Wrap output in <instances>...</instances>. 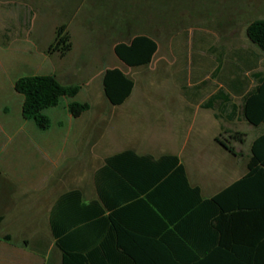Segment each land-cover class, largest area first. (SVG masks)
Returning <instances> with one entry per match:
<instances>
[{
    "label": "rangeland",
    "instance_id": "374dc122",
    "mask_svg": "<svg viewBox=\"0 0 264 264\" xmlns=\"http://www.w3.org/2000/svg\"><path fill=\"white\" fill-rule=\"evenodd\" d=\"M257 19H264V0H0V106L13 112L17 98L22 101L13 89L17 78L55 75L64 86L80 87L73 99L88 103L92 116L108 109V120L100 125L106 127L100 147L129 148L155 157L175 154L191 185L209 198L245 172L251 141L262 132L239 118L229 122L218 110L226 92L220 82L240 77L253 87L251 74L264 73V53L245 35L247 25ZM62 25L71 50L63 57L48 54ZM137 35L152 38L157 52L148 66L128 69L112 47ZM249 53L258 57V66L247 72L242 60ZM111 68L123 70L135 84L120 107H112L102 91L103 71ZM182 69L187 72L181 83L185 91L198 86L203 94L196 100L195 105L203 104L196 114L180 111L187 105L177 93ZM70 99L62 98L58 107ZM114 108L123 113L109 111ZM50 111L45 113L52 119ZM210 115L216 122L207 121ZM110 117L114 119L107 125ZM225 130L246 135L243 144L231 143L236 157L214 140L226 138Z\"/></svg>",
    "mask_w": 264,
    "mask_h": 264
},
{
    "label": "trees",
    "instance_id": "16d2710c",
    "mask_svg": "<svg viewBox=\"0 0 264 264\" xmlns=\"http://www.w3.org/2000/svg\"><path fill=\"white\" fill-rule=\"evenodd\" d=\"M245 35L264 53V19L249 23ZM71 47L62 25L47 52L64 56ZM156 49L152 38L137 35L116 44L113 52L125 66L135 68L149 65ZM253 79L255 85L240 95L239 119L262 132L250 145L246 173L239 180L204 199L199 187L189 184L176 156L153 160L131 151L113 156L102 170L111 191L105 196L98 190L108 214L98 207L95 214L90 211L80 219L92 221L90 225L67 227H74L72 234L79 236L95 230V244L67 241L70 236L58 239L61 264H264V73ZM133 86L119 69L102 75L103 94L110 105L124 103ZM14 90L23 97V118L44 131L50 127L44 112L62 98L75 97L80 87L64 86L52 75H35L18 78ZM88 108L86 103L67 105L73 118ZM224 134L226 138L217 137L215 142L235 155L231 143L243 144L246 135L230 130ZM88 208L84 206L82 212H89Z\"/></svg>",
    "mask_w": 264,
    "mask_h": 264
},
{
    "label": "crops",
    "instance_id": "0c3cea01",
    "mask_svg": "<svg viewBox=\"0 0 264 264\" xmlns=\"http://www.w3.org/2000/svg\"><path fill=\"white\" fill-rule=\"evenodd\" d=\"M118 43L121 42L115 43L112 50ZM237 58L241 60L240 56ZM242 61L247 72L255 71L258 66V57L251 53ZM120 63L124 65L122 62ZM124 67L135 69L145 66L129 68L124 65ZM106 70L108 69H105L103 73ZM120 71L124 73L123 70ZM214 71L215 73L219 71V65L215 67ZM181 72V77H178L177 80L179 87L177 93L179 98H183L187 102V105L181 106L180 111L184 114H192V112L196 114L203 105H195L196 100H200L203 94L199 92L198 86L192 88L191 94L187 93L185 91L187 87L181 84L186 79L187 72L184 74L183 69ZM257 73L262 72H253L252 78ZM35 75L38 74L29 76ZM52 76L57 79L55 75ZM220 87H224L226 92L221 95L219 112L229 122L237 120L240 103L235 105L234 101L240 100V95L251 87L248 86V82H242L240 77L227 83L220 82ZM20 96L22 97V95ZM194 97L196 99L191 100ZM73 98L70 101L67 100L61 109L58 107L59 104L48 109L51 110L52 119L45 113L48 110L44 112L50 120V127L44 131L39 130L33 121L23 118L21 111L23 97L22 101L17 98L16 108H13V112L7 106H0V264H61V251L56 246V241L64 237L70 236L67 239L70 242L85 240L89 246L91 242L95 244L97 239L95 230L92 233L89 230L84 236H79L72 234L75 230L74 227H67L74 224L90 225L92 221L88 220L86 221L88 223H85L80 219L89 216L90 211L95 214L98 207L104 210V215L108 214L99 199L98 190L103 191L105 196L111 191L110 181L102 172L106 161L111 157L126 151H131L138 156H149L153 160L165 155L177 157L172 153H163L155 157L152 154L138 153L129 148L100 147L99 142L104 137L106 129V127L101 128L100 125H102L101 122L108 120V116L105 114L108 109L103 107L104 110L100 109L98 115L94 117L92 115L95 113L91 112L92 107L88 103L82 102L88 104V110L78 118H73L67 109L68 103L77 102ZM122 105L123 103L111 106L120 107ZM114 109H109V111L123 113V111L117 110L121 108ZM118 117L120 118L122 115L114 118ZM114 118L110 117V122L108 121L107 125ZM209 118L216 122L213 115L206 117L207 121ZM180 119L188 120L181 116ZM236 156L237 154L233 157ZM245 173L246 169L235 181ZM189 184L191 185L190 182ZM88 205L90 206L89 212H82L85 211L84 206ZM91 220L95 222L96 219L94 217ZM70 245L73 244L70 243Z\"/></svg>",
    "mask_w": 264,
    "mask_h": 264
}]
</instances>
